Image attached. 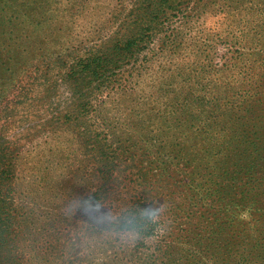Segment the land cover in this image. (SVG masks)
Listing matches in <instances>:
<instances>
[{
    "label": "trees",
    "instance_id": "16d2710c",
    "mask_svg": "<svg viewBox=\"0 0 264 264\" xmlns=\"http://www.w3.org/2000/svg\"><path fill=\"white\" fill-rule=\"evenodd\" d=\"M91 3L0 0V264H51L24 259L34 206L18 165L38 135L33 130L77 127L90 184L99 182L75 193L89 209L109 199L123 166L138 181L144 159L133 149H161L164 128L173 147L203 132L207 121L209 130L235 133L237 122L216 120L236 76L249 68L245 50L264 53V0H115L94 25L87 17L95 15ZM235 5L233 27L226 14ZM82 21L92 26L86 30ZM249 26L247 40L242 34ZM62 32L70 38L66 46L57 44ZM122 99L124 140L105 117L107 103ZM125 210L106 221L117 231L150 235L154 223L140 205ZM45 211L60 213L56 206ZM52 230L40 238L43 244L60 234Z\"/></svg>",
    "mask_w": 264,
    "mask_h": 264
},
{
    "label": "rangeland",
    "instance_id": "374dc122",
    "mask_svg": "<svg viewBox=\"0 0 264 264\" xmlns=\"http://www.w3.org/2000/svg\"><path fill=\"white\" fill-rule=\"evenodd\" d=\"M113 5L115 0H92L95 15L87 17L94 25ZM237 7L226 14L229 26L238 18ZM82 22L86 30L92 26ZM251 28L242 34L247 40ZM63 33L60 46L70 41ZM44 34L54 38L51 31ZM245 53L249 68L236 76L216 120L237 122V131L209 130L207 121L203 132L191 133L184 145L173 147L164 128L158 136L161 145L164 139L167 143L161 149H133L144 159L137 166L142 171L138 181L123 166L118 184L111 183L109 199L101 205L87 209L77 201L76 192L99 184H90L89 155L77 138V127L33 130L38 135L18 165L34 206L26 224L34 236L28 237L24 259L51 264H264V53ZM105 117L124 140V99L108 102ZM176 154L183 159H173ZM129 204L140 205V214L153 220L150 235L117 231L106 221L125 213ZM54 206L60 213L48 211ZM52 229L60 234L43 238V244L40 238L50 231L54 235Z\"/></svg>",
    "mask_w": 264,
    "mask_h": 264
}]
</instances>
